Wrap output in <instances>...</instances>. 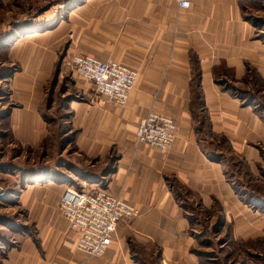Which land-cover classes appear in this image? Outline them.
Instances as JSON below:
<instances>
[{"label": "crops", "instance_id": "1", "mask_svg": "<svg viewBox=\"0 0 264 264\" xmlns=\"http://www.w3.org/2000/svg\"><path fill=\"white\" fill-rule=\"evenodd\" d=\"M62 6L73 54L113 58L138 71L126 105L107 100L105 128L101 120L92 131L88 118H82L80 143L93 137L99 147L104 133L114 136L123 154L105 189L141 209V216L121 220L105 255L89 258L76 247L78 233L55 209L53 251L47 257L34 251L29 259L18 251L14 264H140L129 245L135 233L161 245L163 264H198L184 208L211 209L215 199L225 219L235 223L236 235L256 236L258 216L248 217L247 202L230 182L228 168L232 160L242 162L256 175L263 162L264 118L258 107L244 104L216 81L222 72L241 79L248 64L264 78V41L243 18L240 1L195 0L187 9L173 0H66ZM196 69L200 76L194 82ZM149 110L172 117L177 125L166 151L137 141L138 121ZM93 112L103 118V110ZM37 117L32 127L38 136ZM22 120V114L12 113L14 131L28 127ZM235 173L240 181L243 172ZM60 187L62 192L76 189Z\"/></svg>", "mask_w": 264, "mask_h": 264}, {"label": "rangeland", "instance_id": "2", "mask_svg": "<svg viewBox=\"0 0 264 264\" xmlns=\"http://www.w3.org/2000/svg\"><path fill=\"white\" fill-rule=\"evenodd\" d=\"M239 1L243 18L255 26V37L264 41V0ZM64 2L0 0V264H14L18 251H24L27 259L34 251L47 257L55 242L53 216L63 193L60 185L105 188L123 154L105 129L102 146L93 137L80 143L82 118H88L86 125H92V131L101 120L105 128L110 104L71 69L75 53L69 49ZM251 67L248 64L241 79L227 72L219 78L229 79L226 86L236 89L232 94L246 105L253 101L264 117V78L252 67L258 75L255 80ZM94 109L103 110V118ZM13 112L22 114L28 127L14 131ZM35 116L38 136L32 127ZM93 163L97 164L90 170ZM231 163L229 180L247 202L248 217L257 214L260 229L253 233L256 236L236 235L235 223L225 219L216 199L211 209L186 204L194 241L190 251L198 264H264V154L256 175L242 162ZM235 169L243 172L240 181ZM175 189L182 193L177 184ZM129 245L140 264H163L162 247L152 237L135 233Z\"/></svg>", "mask_w": 264, "mask_h": 264}, {"label": "built area", "instance_id": "3", "mask_svg": "<svg viewBox=\"0 0 264 264\" xmlns=\"http://www.w3.org/2000/svg\"><path fill=\"white\" fill-rule=\"evenodd\" d=\"M180 9L191 7L195 0H173ZM71 69L89 81L97 94L108 101L124 106L134 89L138 71L113 58L100 59L77 53L71 57ZM177 136L174 119L156 110L140 117L136 129L138 143L158 150H168ZM59 209L78 233L76 247L90 258L102 257L111 245L118 224L140 213L139 208L108 189L85 187L67 188L61 195Z\"/></svg>", "mask_w": 264, "mask_h": 264}, {"label": "trees", "instance_id": "4", "mask_svg": "<svg viewBox=\"0 0 264 264\" xmlns=\"http://www.w3.org/2000/svg\"><path fill=\"white\" fill-rule=\"evenodd\" d=\"M240 3H241V1H240ZM243 5V4H242ZM243 9V8H242ZM249 71H250V73H252L253 74V77L255 78V80L257 79V74L254 72V69L251 67V68H249ZM248 71V72H249ZM223 74H225L224 72H222V73H220V74H217L216 75V81L221 85V86H223V88H225V89H228L231 93H233L234 94V91L236 90V89H231L230 87H228V86H226L228 83H227V81L229 80V79H222V78H219L221 75H223ZM199 76H200V71H199V69H196L195 70V77H194V82L196 81H199ZM227 80V81H226ZM244 81H246V79L245 80H243V82ZM241 92H243L242 90H241ZM252 103H253V101L252 102H249V103H247L248 105H252ZM258 109V111H259V113L262 115V110H260L259 108H257ZM262 117H263V115H262ZM264 118V117H263ZM258 240V239H257Z\"/></svg>", "mask_w": 264, "mask_h": 264}]
</instances>
